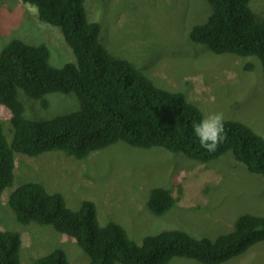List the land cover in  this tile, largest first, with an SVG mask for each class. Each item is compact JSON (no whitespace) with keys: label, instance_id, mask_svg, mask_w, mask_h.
<instances>
[{"label":"rangeland","instance_id":"374dc122","mask_svg":"<svg viewBox=\"0 0 264 264\" xmlns=\"http://www.w3.org/2000/svg\"><path fill=\"white\" fill-rule=\"evenodd\" d=\"M84 4L88 20L100 25L101 44L112 55L130 62L156 87L182 93L203 117L221 113L224 121L241 122L264 138V76L258 59L216 55L189 39L190 29L211 14L205 0H85ZM27 5L0 0V52L18 39L46 45L53 66L75 63L60 29L41 22ZM249 7L264 22V0H251ZM17 98L30 120H47L80 108L73 93L47 94L45 108L20 91ZM0 122L10 132V114L2 105ZM93 152L82 160L62 152L38 157L15 154L13 185L1 196L0 231L20 235L21 264H35L55 249L62 250L70 264L89 260L74 239L50 226L16 220L8 198L26 182L62 194L72 210L91 201L98 221L119 224L137 244L145 236L169 230L214 240L230 232L240 215L264 216V178L248 172L231 152L208 163L159 147L140 149L122 142ZM157 188H167L175 201L159 216L147 207L148 197ZM167 264L202 263L173 258ZM222 264H264V243Z\"/></svg>","mask_w":264,"mask_h":264},{"label":"trees","instance_id":"16d2710c","mask_svg":"<svg viewBox=\"0 0 264 264\" xmlns=\"http://www.w3.org/2000/svg\"><path fill=\"white\" fill-rule=\"evenodd\" d=\"M20 1L37 5L38 19L60 29L76 62L53 66L46 45L18 39L1 50L0 105L9 111L11 128L6 133L0 122V206L3 191L13 185L15 154L38 157L62 152L82 160L116 142L140 149L159 147L201 163L231 152L248 172L264 178L262 136L241 122L224 121L226 139L215 152L203 149L192 127L203 118L200 110L182 93L156 87L130 62L112 55L100 42V25L87 18L85 0ZM205 1L211 14L190 29L189 39L208 46L216 55L255 57L264 76V22L250 9L251 0ZM19 91L44 108L47 94L73 93L80 108L47 120L26 119L17 98ZM174 203L167 188H157L148 197L147 207L159 216ZM8 206L19 223L50 226L74 239L88 256L86 264H167L173 258L222 264L264 243V216L243 214L230 232L214 240L169 230L145 236L137 244L119 224L98 221L91 201L72 210L62 194L49 192L36 182L15 188ZM20 253V235L0 231V264H21ZM35 264L70 262L62 250L55 249Z\"/></svg>","mask_w":264,"mask_h":264},{"label":"clouds","instance_id":"9594fccd","mask_svg":"<svg viewBox=\"0 0 264 264\" xmlns=\"http://www.w3.org/2000/svg\"><path fill=\"white\" fill-rule=\"evenodd\" d=\"M27 7L33 13H39L37 5L29 4ZM192 127L194 136L198 139L200 146L207 152H215L218 145L226 139L224 117L221 113L208 114L198 123H194Z\"/></svg>","mask_w":264,"mask_h":264},{"label":"bare ground","instance_id":"6f19581e","mask_svg":"<svg viewBox=\"0 0 264 264\" xmlns=\"http://www.w3.org/2000/svg\"><path fill=\"white\" fill-rule=\"evenodd\" d=\"M188 162V161H187ZM189 163V162H188ZM258 255V254H257Z\"/></svg>","mask_w":264,"mask_h":264}]
</instances>
